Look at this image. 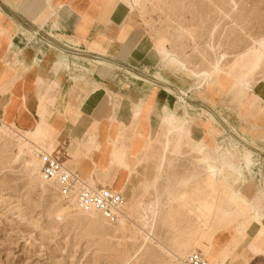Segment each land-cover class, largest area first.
Returning a JSON list of instances; mask_svg holds the SVG:
<instances>
[{
    "label": "rangeland",
    "instance_id": "rangeland-1",
    "mask_svg": "<svg viewBox=\"0 0 264 264\" xmlns=\"http://www.w3.org/2000/svg\"><path fill=\"white\" fill-rule=\"evenodd\" d=\"M127 17L119 22L132 17L138 25L131 34L142 36L136 53L145 66L138 67L140 73L176 85L181 95L173 108L168 106V114L163 103L147 114L141 90L133 95L123 88L119 94L123 102L115 106L112 119L119 117L120 105L127 108L129 117L121 118L122 130L132 134L129 140L136 125L142 136L137 161L118 144L113 149L120 153H115L112 165H125L119 167L114 186L124 202L117 214L109 216L112 220L84 211L75 198L64 195L57 178L47 179L41 156L54 152L47 136H30L31 144L25 146V140L1 126L0 264H188L195 252L218 264L224 252H236L250 233L252 239L264 238V160L245 145L264 139V0H140ZM249 54L256 59L248 77L249 99L237 102L242 87L233 71ZM214 90L223 96L219 110L205 108L198 97ZM166 92L173 94L171 89ZM252 95L260 99L255 105L249 103ZM180 98L194 107L193 113H202L195 116L197 123L207 116L205 130L210 137L195 145L190 138L177 139V133L164 153L167 130H180L184 124L177 105ZM232 114L252 120L247 135L233 126L236 118H228ZM213 138L223 140L222 149L212 147ZM56 146L57 142L55 150ZM38 149L43 153L37 154ZM244 149L259 166L251 172L254 190L245 187L242 193L236 180L220 183L219 175L232 155ZM163 154H167L164 163ZM221 236L233 239L220 244Z\"/></svg>",
    "mask_w": 264,
    "mask_h": 264
},
{
    "label": "crops",
    "instance_id": "crops-1",
    "mask_svg": "<svg viewBox=\"0 0 264 264\" xmlns=\"http://www.w3.org/2000/svg\"><path fill=\"white\" fill-rule=\"evenodd\" d=\"M120 6L121 0H0L1 120L25 133L44 134L54 151L57 142L56 148L65 152V165L70 170L95 186L112 189L119 180V167L125 165H112L114 154L120 153L113 151L114 147L118 144L128 158L137 161L142 133L137 135L135 125L133 138L128 140L132 134L122 130L120 121L128 118L129 112L121 105L119 117L112 119L115 106L123 99L119 101L106 92L108 86L118 94L125 92L124 84L133 95L142 90L143 83L126 74L127 70L150 80L153 85L142 106L147 114L159 103L167 105V113L168 106L173 108L181 95L176 85L140 73L138 67L145 66L136 53L142 36L131 34L138 25L132 17L119 22V18H128L119 11ZM62 56L75 63L78 72L65 67ZM96 60L120 70L107 64L97 66ZM80 71L97 88L94 95L82 85ZM198 97L202 106L215 110L224 101L215 90L204 91ZM233 116V126L241 135H247L252 120L234 114L229 120ZM245 145L264 160L263 138ZM232 239L221 236L219 242L227 245ZM222 257L225 261L218 264H264V238L257 235L252 239L250 233L236 252H224Z\"/></svg>",
    "mask_w": 264,
    "mask_h": 264
},
{
    "label": "bare ground",
    "instance_id": "bare-ground-1",
    "mask_svg": "<svg viewBox=\"0 0 264 264\" xmlns=\"http://www.w3.org/2000/svg\"><path fill=\"white\" fill-rule=\"evenodd\" d=\"M139 6H140V0H121V6H120L119 11L120 12H123V13H126V14L129 15L130 13L134 12L136 10V8H138ZM39 62H41V61L39 60ZM94 62H95V64L97 66H101L103 64H107V65L112 66L114 68H118V67H115V65L110 64V63H106V62H102V61H98V60H96ZM62 64L65 67H67L69 70H72L74 72H78L77 71L78 68L76 67V64L75 63H71L69 61V59H65L63 56H62ZM255 64H256V59L254 57V54L253 55L252 54H249V55H246L245 57H243V59L241 60L240 64L233 71V74H234V77H235L236 82L242 87V91H241L240 96H238L239 98H238V101L237 102H241L243 98L248 97L249 94H250V92H249L250 91V83H249L248 77H249V74L251 73L253 67L255 66ZM218 71H219V68H217V70L213 73L212 77L215 76V75H217L216 73ZM79 74L81 76V83H82V85L85 86L86 88H88L89 89V92L92 95H94L97 92V88L95 87L94 84H90L87 81V78L89 76L86 73L81 72V71H80ZM132 78L134 80H137V81H140V82L143 83V88L141 90V92H142L141 93V96L145 100L146 99V96H147V93L150 90V88L153 85V83L147 81L146 79L143 80V78H140V77H138L137 75H134V74L132 75ZM211 84H213V83H211ZM123 88L130 89V87L127 84H124L123 85ZM240 90H241V88H240ZM106 92H110L109 89H107ZM111 94L116 99H118L119 101H122V98L120 97V95L117 92H115L114 90L111 91ZM183 94L186 95V91H183ZM250 98H251L250 101H249L250 105L251 104L255 105L260 100L259 97H256L255 95H252ZM248 99H249V97H248ZM179 100L182 103H181V105L180 104H177V105L180 107V109L183 112L184 124L180 128V130H173V129H168L167 130V132L165 133L164 153H167L169 151V148L171 146V138L173 136L175 137L177 133H180L179 135L176 136L177 139L181 140V139H184V138L187 137V138H190L195 145H201L202 143H206L208 141V138L210 137L209 132L207 133V131L205 130V127H206V124L205 123L208 121L207 116H206V118L204 120H202L199 123H197V120L198 119L195 116H199L200 117V115L202 113H198V114L193 113V109H194L193 106H191L183 98H180ZM170 111H172V110H170ZM165 112H166V110H165ZM188 122H191V123L194 124V126H193L192 129H190L189 126L187 125ZM1 126L4 129H8V130L13 131L14 134H15V137H19V138L25 140V142L27 143L25 146H29V144H31L30 138H29L30 136L34 137V136L37 135V133H33V132H27V133H25V135H21V133L16 132L11 126H8L3 121H2V124L0 125V127ZM3 128H0V131ZM38 131L40 132L41 129L39 128ZM213 141H214V145L212 147H217V149H219V148L222 149L223 148L224 142H223V140L221 138L220 139L219 138H213ZM230 141H231V143H236L237 144V142L234 141L233 139H230ZM43 151H44L43 149H38L37 154H40V152L43 153ZM223 151H225V149L224 150H221L219 153H222ZM226 152H228V154H229L230 153V150H228ZM113 159H114V157H113ZM166 159H167V154H163L162 155V163H164L166 161ZM257 160L255 159V157H252L251 156V153L249 151H247V149H244L243 151L237 152L235 155H232V157L230 159V165H224L223 166V170L220 172V175H219V182L220 183L225 182L227 184H233V181L236 180V183H237V191L240 190V192L245 193L246 192L245 191L246 189H244L245 187H250L251 190H254L255 184H256V180L252 178L251 172L252 171H255V169L257 168V166H259V164L257 163ZM65 167H66V165H65ZM44 175L46 176V174H44ZM61 175H62V172L54 171L52 178H49L47 176L46 177L49 180H54V179L57 178L55 180V182H57L61 186H63L62 185L63 181H61V179H60ZM81 179H82V181L86 182L89 186H91V187H94L95 186V183L94 182H92V181L91 182H88V181L84 180L82 177H81ZM113 190L115 192H119V191L115 190L114 187H113ZM262 192H264V186H263ZM64 195L66 197H73V198H75V200L79 204L80 208L83 209L84 211L104 214V216L106 218L111 219L104 212H102L100 210H97L94 207H84L83 205H81L80 202L78 201L77 194H73L72 193V194H64ZM113 214H117V212L115 210H113ZM151 214L153 215V217H155L156 210L152 211ZM88 216L94 218L95 217V214H89L88 213ZM148 219L149 218H147L146 221ZM225 259H226V257H224L223 261H225Z\"/></svg>",
    "mask_w": 264,
    "mask_h": 264
},
{
    "label": "built area",
    "instance_id": "built-area-1",
    "mask_svg": "<svg viewBox=\"0 0 264 264\" xmlns=\"http://www.w3.org/2000/svg\"><path fill=\"white\" fill-rule=\"evenodd\" d=\"M2 120L0 119V125ZM66 154L61 149H57L50 155H42L44 161V174L52 178L53 172H62L60 177L63 181L62 189L64 194H77L78 201L84 207H94L97 210L104 212L107 216L113 214V210L119 211L123 202L124 195L120 192H115L107 186H89L82 181L79 174L65 167ZM188 264H211L201 252L192 253L187 258Z\"/></svg>",
    "mask_w": 264,
    "mask_h": 264
}]
</instances>
